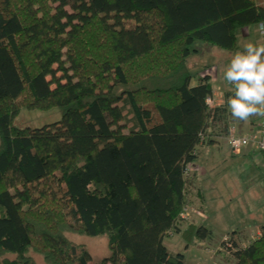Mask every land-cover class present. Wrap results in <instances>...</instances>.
Segmentation results:
<instances>
[{
	"label": "trees",
	"instance_id": "trees-1",
	"mask_svg": "<svg viewBox=\"0 0 264 264\" xmlns=\"http://www.w3.org/2000/svg\"><path fill=\"white\" fill-rule=\"evenodd\" d=\"M261 21L263 0H0V264H184L163 242L209 238L181 215L229 113L206 107L209 76L190 86L191 47L236 53ZM53 108L55 124L15 126ZM67 234L103 237L107 258ZM234 239L233 264H264V226Z\"/></svg>",
	"mask_w": 264,
	"mask_h": 264
},
{
	"label": "rangeland",
	"instance_id": "rangeland-1",
	"mask_svg": "<svg viewBox=\"0 0 264 264\" xmlns=\"http://www.w3.org/2000/svg\"><path fill=\"white\" fill-rule=\"evenodd\" d=\"M235 41L238 51L242 52L244 45L249 42L264 43V36L259 33L258 25H252L236 31ZM234 54L195 42L187 63L191 77L190 86L197 85L202 78L209 76L216 97H220L226 91L232 92V86L223 80V71ZM215 104L218 105L219 102H214L213 105ZM60 120L61 113L56 108L47 112L21 111L16 118L15 126L40 129ZM219 146L227 152L223 141H219ZM209 147L199 149L195 166L205 170L206 175L199 179L198 173L195 174V170L192 169L191 173L194 175L193 179L197 181V186L189 195L190 199L196 201V206L201 208L205 219H208V222L201 226L208 230L210 236L206 241L193 239L194 233L191 230L184 239L172 236L163 242V246L171 254L184 257V264H233L228 257L229 251L227 254L223 246L227 248L229 240L235 241L236 235L244 231L251 235V232L246 230L254 224L261 223L264 226V172L256 171L251 163L246 165L245 162L250 161L249 159L239 163L243 160L242 157L233 158L228 152L224 158L219 159L216 151L207 150ZM230 166L233 168H229ZM194 205L190 202L186 221L196 225L192 215L195 212ZM66 239L73 245L84 247L92 263H99L108 256L107 243L103 237L89 238L67 234ZM28 256L34 264H45L38 254L28 252Z\"/></svg>",
	"mask_w": 264,
	"mask_h": 264
},
{
	"label": "clouds",
	"instance_id": "clouds-1",
	"mask_svg": "<svg viewBox=\"0 0 264 264\" xmlns=\"http://www.w3.org/2000/svg\"><path fill=\"white\" fill-rule=\"evenodd\" d=\"M264 36V21L258 24ZM223 80L232 86L233 95L226 100L230 117L248 121L251 117H264V43L244 45L237 51L223 71Z\"/></svg>",
	"mask_w": 264,
	"mask_h": 264
},
{
	"label": "crops",
	"instance_id": "crops-1",
	"mask_svg": "<svg viewBox=\"0 0 264 264\" xmlns=\"http://www.w3.org/2000/svg\"><path fill=\"white\" fill-rule=\"evenodd\" d=\"M212 88V100L213 102H219V104H226V101L223 102V94L220 97H216L213 93V86H211ZM226 92H230V91H226ZM225 92V93H226ZM219 93V92H218ZM261 119L262 117L259 116H254L251 117L248 121H236L234 119H232L230 117V114L226 113V117L223 119H217V123H214L212 125H210V128H208V133L211 135V139L215 141V145L214 146H210L207 150H214L216 151V154H218V158L222 159L227 155V152L229 153V155H231L233 158H239L242 157L243 160L239 161V163H242L245 159H249L250 161L245 162L246 165H251L253 166V168L256 171H262L264 172V154H260L258 152H256L254 150V147H249L245 150H243L240 155L234 156L230 153L227 145H226V141H225V137H223V133H227L228 130H232L231 132H234L236 135L240 136V137H251V136H256L258 134V132L260 131V126H261ZM230 132V133H231ZM229 133V134H230ZM228 135V134H227ZM219 141H223V145L225 146V148L227 149L225 152V149H221V147L219 146ZM215 154V155H216ZM251 163V164H250ZM229 168H233V166H230ZM228 168V169H229ZM193 169L195 170V174L196 172L199 175V179L204 178L206 175V171L202 170L199 167H196L194 164ZM246 180H249V178H245ZM233 181V180H232ZM238 181V180H236ZM197 183V181H195ZM192 203H194V208H195V212L192 214L193 215V220L194 222H198L199 225L201 226L202 224H205L208 222V219H205V215L202 213L201 208L199 206H196V201H192ZM202 217H204V220L202 219ZM196 220V221H195ZM263 227V225L260 224H254L253 226L249 227L246 231L251 232L249 235V233L245 232V236L246 237H254L253 234L257 236H259V230ZM247 233V235H246ZM246 241V240H245ZM243 242H239V245L241 247ZM238 244V243H237ZM243 246V245H242Z\"/></svg>",
	"mask_w": 264,
	"mask_h": 264
},
{
	"label": "built area",
	"instance_id": "built-area-1",
	"mask_svg": "<svg viewBox=\"0 0 264 264\" xmlns=\"http://www.w3.org/2000/svg\"><path fill=\"white\" fill-rule=\"evenodd\" d=\"M213 103L214 102L212 100H206L205 105L208 108H212ZM226 144L230 150V153L234 156L239 155L244 149L248 147H254L258 152L264 153V118L261 124V130L256 136L239 137L232 132L228 135ZM187 211L188 210L186 209L181 215V217L186 220L188 219V216L186 215ZM228 244L229 245L227 248H230L231 242L229 241Z\"/></svg>",
	"mask_w": 264,
	"mask_h": 264
}]
</instances>
